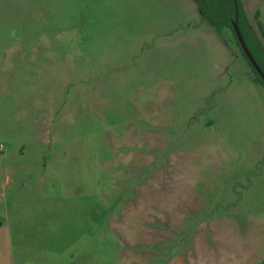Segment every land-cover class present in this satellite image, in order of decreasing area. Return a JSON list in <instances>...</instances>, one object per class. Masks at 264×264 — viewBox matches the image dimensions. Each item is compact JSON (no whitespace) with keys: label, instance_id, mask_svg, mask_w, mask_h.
Returning <instances> with one entry per match:
<instances>
[{"label":"rangeland","instance_id":"rangeland-1","mask_svg":"<svg viewBox=\"0 0 264 264\" xmlns=\"http://www.w3.org/2000/svg\"><path fill=\"white\" fill-rule=\"evenodd\" d=\"M15 197L35 239L10 264H264V86L232 31L193 0H0Z\"/></svg>","mask_w":264,"mask_h":264},{"label":"trees","instance_id":"trees-1","mask_svg":"<svg viewBox=\"0 0 264 264\" xmlns=\"http://www.w3.org/2000/svg\"><path fill=\"white\" fill-rule=\"evenodd\" d=\"M199 7L202 18L212 25L220 34L224 30H231L234 39L252 68L255 81L264 86V80L253 67L248 57L244 53L237 35L234 31V22H237L247 46L254 58L264 71V47L262 46L258 32L252 27L247 17L244 0H193ZM260 32L264 36V28L261 22L258 23Z\"/></svg>","mask_w":264,"mask_h":264},{"label":"crops","instance_id":"crops-1","mask_svg":"<svg viewBox=\"0 0 264 264\" xmlns=\"http://www.w3.org/2000/svg\"><path fill=\"white\" fill-rule=\"evenodd\" d=\"M78 24H82V23H78ZM6 177L7 179H10L9 175H7ZM5 185L7 184L5 183L3 186L5 187ZM18 200L19 199L15 197L11 202V216L10 217L7 212L4 215L0 211V264H10L9 257H8L9 250L13 253L15 260L17 262V260L20 257L18 256L16 257L15 254L17 253L18 255H23V253H25L27 238H31L32 240L35 239L34 224H30V223H28V225L25 224L26 220L28 221L34 220V215H32L33 214V204L31 203L33 201H30V204H29V208H30V211H32V214L28 217V216L21 215L22 209L18 205L19 202H16ZM26 217L28 218L26 219Z\"/></svg>","mask_w":264,"mask_h":264},{"label":"water","instance_id":"water-1","mask_svg":"<svg viewBox=\"0 0 264 264\" xmlns=\"http://www.w3.org/2000/svg\"><path fill=\"white\" fill-rule=\"evenodd\" d=\"M234 31H235V33L237 35V38H238V40L240 42V45H241L242 49L244 50V53L248 57L249 61L253 65V67L256 69V71L260 74V76L264 80V71L262 70V68L260 67V65L256 61V59L254 58L253 54L249 50V48L247 46V43H246V41H245V39L243 37V34H242L237 22H234Z\"/></svg>","mask_w":264,"mask_h":264}]
</instances>
